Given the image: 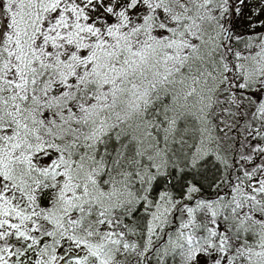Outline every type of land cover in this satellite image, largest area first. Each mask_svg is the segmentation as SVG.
<instances>
[{
	"label": "snow or ice",
	"instance_id": "obj_1",
	"mask_svg": "<svg viewBox=\"0 0 264 264\" xmlns=\"http://www.w3.org/2000/svg\"><path fill=\"white\" fill-rule=\"evenodd\" d=\"M0 264H264V0H0Z\"/></svg>",
	"mask_w": 264,
	"mask_h": 264
}]
</instances>
